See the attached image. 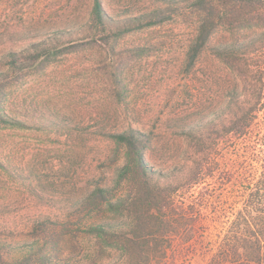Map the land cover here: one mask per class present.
<instances>
[{
    "label": "rangeland",
    "instance_id": "obj_1",
    "mask_svg": "<svg viewBox=\"0 0 264 264\" xmlns=\"http://www.w3.org/2000/svg\"><path fill=\"white\" fill-rule=\"evenodd\" d=\"M101 1L112 19L155 8L171 17L116 36L115 24L109 33L89 26L92 0H0V50L57 34L70 46L6 87V113L26 126L0 127V236L34 230L44 217L56 230L110 218L104 206L83 203L97 185L121 192L126 150L110 133L129 127L148 133L147 166L168 172L188 147L180 132L242 97L239 77L211 47L257 32V12L234 13L231 24L216 25L190 66L186 53L204 16L193 0ZM256 118L263 123L264 110ZM239 143L232 152L244 147L264 155V135ZM216 157L233 163L223 149Z\"/></svg>",
    "mask_w": 264,
    "mask_h": 264
},
{
    "label": "trees",
    "instance_id": "obj_2",
    "mask_svg": "<svg viewBox=\"0 0 264 264\" xmlns=\"http://www.w3.org/2000/svg\"><path fill=\"white\" fill-rule=\"evenodd\" d=\"M191 4L204 16L186 53L190 66L216 25L231 24L234 13L257 12V32L211 47L239 77L242 97H230L223 113L180 132L188 147L183 162L168 172L147 166L148 133L131 127L110 133L126 150L121 192L97 185L83 203L104 206L111 217L89 221L82 230H56L55 221L44 217L34 230L0 236V264H264V155L244 147L231 151L264 135V122L256 118L264 110V0ZM169 17L166 9L155 8L112 19L101 0H92L87 22L104 33L115 24L121 36ZM55 37L0 50V127L26 126L6 113L5 90L23 71L68 51L61 34ZM221 149L232 154V164L216 157Z\"/></svg>",
    "mask_w": 264,
    "mask_h": 264
}]
</instances>
